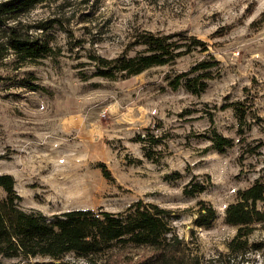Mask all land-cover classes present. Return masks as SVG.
Here are the masks:
<instances>
[{
  "label": "rangeland",
  "instance_id": "374dc122",
  "mask_svg": "<svg viewBox=\"0 0 264 264\" xmlns=\"http://www.w3.org/2000/svg\"><path fill=\"white\" fill-rule=\"evenodd\" d=\"M21 20L46 22L30 33L52 47L51 55L16 68L12 55L0 60V174L13 176L21 206L47 215L72 208L117 212L141 199L178 214L173 231L201 259L226 253L236 227L224 222L225 206L238 189L264 183V0H44ZM141 29L184 30L207 51L126 79L91 75L88 54L119 55ZM206 54L218 65L201 93L167 85L166 78ZM26 71L43 89L4 79ZM232 102L245 110L242 124ZM213 129L232 140L223 152L205 138ZM190 180L207 186L186 195ZM199 200L216 210L207 228L193 226ZM248 241L260 247L238 258L241 264H264V226L257 224ZM147 253L113 250L90 264H130ZM19 264L87 262L66 254Z\"/></svg>",
  "mask_w": 264,
  "mask_h": 264
},
{
  "label": "trees",
  "instance_id": "16d2710c",
  "mask_svg": "<svg viewBox=\"0 0 264 264\" xmlns=\"http://www.w3.org/2000/svg\"><path fill=\"white\" fill-rule=\"evenodd\" d=\"M43 1L0 0V60L12 55L16 68L51 55L52 47L48 39L30 33L32 27L43 30L47 23L29 26L21 20L22 15ZM131 36L126 49L133 48L132 54H127L126 49L113 57L88 54L93 69L91 75L108 80L126 79L149 68L174 63L194 51H207L203 40L184 30L163 32L141 29ZM217 65L218 60L206 54L189 70L166 78L167 85L172 89L184 87L192 94H199ZM87 77L81 79L86 80ZM4 79L28 90L43 89L30 71L20 75L11 73ZM228 105L233 106L239 124H242L245 117L242 104L232 102ZM205 138L210 141V147L218 152L225 151L232 144L231 138L214 129L205 134ZM206 186L207 182L190 180L182 192L192 196ZM0 187L4 191V195L0 196V264H19L22 260L35 257L61 259L66 254L90 264L96 257L104 258L113 250L117 253L130 248H145L148 251L130 264H214L217 261L241 264L238 258L260 247L258 243L248 241L249 235L257 224L264 226V183L259 180L238 189L235 200L225 206L224 222L235 226L236 232L226 243L227 252L209 259H201L173 231L172 221L178 214L156 203L137 199L117 212L101 207L72 208L47 215L38 209L21 206V196L14 188L11 174H0ZM216 216V210L209 202L199 200L193 226L207 228ZM222 255L225 258L221 260ZM3 259L16 261L6 263Z\"/></svg>",
  "mask_w": 264,
  "mask_h": 264
}]
</instances>
